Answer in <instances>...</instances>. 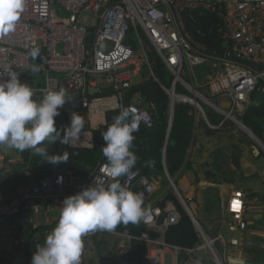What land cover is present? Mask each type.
<instances>
[{
	"label": "built area",
	"instance_id": "built-area-1",
	"mask_svg": "<svg viewBox=\"0 0 264 264\" xmlns=\"http://www.w3.org/2000/svg\"><path fill=\"white\" fill-rule=\"evenodd\" d=\"M196 11L217 17L223 52H209L189 31L185 13L188 20H193ZM89 30H93V37L88 44ZM130 33L136 49L125 43ZM143 35L173 76L171 88L166 90L170 109L171 101L174 106L190 105L195 125L202 121L210 130L222 133L239 129L264 153V141L241 121L250 107L259 106L260 97L264 99V0H24L16 30L0 34V66L11 65L21 82L34 90V100L38 95L37 102L45 90L66 88L72 100L59 109L60 115L55 119L64 115L67 118L73 112L80 115L85 110L81 136L73 146H67L74 150L91 148L89 137L104 117L103 108L118 110L120 114L134 107L141 117L140 124L147 129L153 126L152 115L140 99L124 102V94L141 70L142 61L136 54L147 61ZM225 42L228 49L224 48ZM34 49L44 51L42 63H36L30 55ZM34 66L39 67V72L32 71ZM199 69L205 71L200 78ZM22 73L28 74L27 80L22 79ZM6 78V74L0 76V80ZM177 85L189 95L176 93ZM90 88L101 93L112 88L114 93L91 96ZM208 113L220 120L212 124ZM10 152L8 155L0 150V175L11 172L12 166L20 161L18 154ZM104 165H98L85 181L70 171L55 170L40 185L17 186L12 198L0 202V217L8 220L29 213L48 215L50 202H62L91 184L106 187L114 179L140 193L144 205L155 195L160 178L146 177L138 171L112 178L102 170ZM23 174L29 176L27 170ZM59 176L63 182L58 184ZM245 207V193L234 190L225 211L232 220L241 221ZM179 221L180 215L171 205L151 208L141 220L144 231L137 238L127 236L118 245V253L125 254L128 250L125 243L137 239L147 245L148 264H166L167 254L171 255L172 264H202L196 256L199 252L209 254L215 264H227L215 249L218 239L208 237L198 223L195 229L200 243L192 249L166 243V230ZM150 232L159 235L158 239H152ZM49 233L48 230L33 233L31 241L39 244ZM11 257V253L6 255L0 249V264H9ZM19 264L31 262L21 260Z\"/></svg>",
	"mask_w": 264,
	"mask_h": 264
},
{
	"label": "trees",
	"instance_id": "trees-1",
	"mask_svg": "<svg viewBox=\"0 0 264 264\" xmlns=\"http://www.w3.org/2000/svg\"><path fill=\"white\" fill-rule=\"evenodd\" d=\"M199 13L197 11L193 13V20H188V14L185 13L184 17L187 20L189 31L197 41L207 46L209 52L212 50L218 53L223 52L222 44L218 37L219 22L217 17L211 13H203L202 15ZM132 35V33L129 34L125 43L136 49L137 46L132 40ZM92 37L93 30H89L88 44L91 43ZM143 40L147 61L140 54H136V57L142 61L141 70L131 88L124 94V102L128 104L140 99L143 106H149V112L153 118V126L147 129L139 123V130L134 133L135 140L132 151L137 155L138 161L132 171H138L146 177L161 179V187L157 192V195L161 194V201H157L158 206L163 209L166 202H169L180 215L179 223L170 226L166 230L164 240L170 245L192 249L200 243V239L194 224L171 188L167 176L176 186L181 172L186 167L187 151L194 137V117L191 114L193 107L187 104H175L172 125L168 134L170 98L166 90L171 88L173 76L144 35ZM204 72L199 69L197 72L198 77L200 78ZM175 91L176 93L189 95L181 85H177ZM113 93L114 90L112 88L103 89L99 96H109ZM85 112V110L82 111L83 114ZM117 115H119L118 110H111L105 113V124L91 132V148L74 150L67 145L60 144L59 141L54 144L45 142L42 145L48 149L50 155H62L67 151L69 154L67 163L52 165L44 162L41 157L33 155L31 150L21 152L23 161L13 165L11 172L0 175V202H5L2 197L12 198L17 186L40 185L45 178L52 175L53 169L63 172L70 171L85 181L98 165L107 164V160L101 152V147L104 144L102 133L107 130V127ZM208 117L212 124H216L220 120V117L215 114L208 113ZM241 121L259 140L264 141L263 102H260L259 106L250 107ZM200 125L204 134L208 137H218L222 133L221 131L210 130L202 121ZM64 126H67L66 115L56 120L58 130H62ZM218 139L220 138L218 137ZM231 156L235 165H238V156L233 152ZM260 156L261 153L258 157ZM149 160L154 162L152 166H146L145 162ZM21 169H26L29 172V176H22L19 173ZM185 204L188 208H191L192 201H185ZM4 220V218L0 217V224H3ZM115 231L126 232L129 236L137 238L144 231V225L142 222L138 224L129 223L127 225L120 224ZM150 236L152 239H156L159 235L150 232ZM146 248L147 245L145 243L133 239L130 242L129 249L122 255L121 259L127 264H148ZM29 254L30 249L28 248L24 254L25 258H28ZM262 259L264 260V255L256 258L259 262Z\"/></svg>",
	"mask_w": 264,
	"mask_h": 264
},
{
	"label": "clouds",
	"instance_id": "clouds-1",
	"mask_svg": "<svg viewBox=\"0 0 264 264\" xmlns=\"http://www.w3.org/2000/svg\"><path fill=\"white\" fill-rule=\"evenodd\" d=\"M23 9L24 0H0V34L16 30ZM30 55L35 57L37 50H32ZM32 71L39 72V67L34 66ZM4 74L7 78L0 80V147L19 152L31 150L33 155L52 165L67 163V151L50 155L42 146L45 142L57 141L73 146L81 136L85 121L76 112L71 113L69 125L62 130L56 127L59 109L72 100L66 88L45 90L37 102L33 99L34 90L21 82L19 73L11 65L0 66V76ZM140 120L137 109L130 106L115 116L102 133L101 152L107 160L102 170L110 177L128 176L136 166L138 157L132 149ZM145 163L152 166L154 162ZM62 182L63 177H57V183ZM149 212L142 195L123 186L118 179L106 187L91 184L62 201L59 220L43 246L37 247L31 264H81L83 237L89 232H112L120 224H138Z\"/></svg>",
	"mask_w": 264,
	"mask_h": 264
},
{
	"label": "crops",
	"instance_id": "crops-1",
	"mask_svg": "<svg viewBox=\"0 0 264 264\" xmlns=\"http://www.w3.org/2000/svg\"><path fill=\"white\" fill-rule=\"evenodd\" d=\"M102 112L104 117L103 119L100 118L101 121L98 123V127L105 124L106 108H103ZM83 115L84 114L81 112L80 116L83 117ZM70 116L71 115H68L67 117V125L68 121L70 122ZM193 132L194 137L187 151L186 167L181 172L176 186H174L175 189L171 188L182 205L183 203L181 199L184 202L192 201L191 208H188L189 211L208 237L218 239L215 243V249L224 257L227 264H264L263 259L260 260V262L256 260L258 256L264 255L263 199L247 188H235V185H240L239 181L241 174L239 171L248 172V168H250L249 164L251 161L248 159V151L243 150L248 148L249 154L252 158L258 157L260 153L259 155H256L252 150L253 145L251 144L243 148L238 147L236 141L228 143V140H226V143H223V139H218L220 135L218 137H208L204 134L200 123L198 125L194 124ZM89 138L91 142L92 134H90ZM226 144H229V146ZM227 147L230 148L231 155L233 152L238 156V165H235L231 155L228 160L224 161L222 154ZM0 150L8 155H10V151H13L16 155L18 154L20 156V161L18 163L23 161L22 153L17 150H10L4 147H0ZM240 153L243 155L242 157ZM243 159L245 160L244 165L241 163ZM227 164L229 169H225ZM24 170L26 169H21L19 173L26 177L23 174ZM55 170L56 169H53L52 173ZM263 172L264 170L261 171L260 175L264 177ZM167 179L170 181L168 176ZM160 181L161 179L159 180L157 191L153 196L154 198L149 200L145 205L149 209L158 206L157 201H161V194L157 195V192L161 187ZM234 190H242L246 195L245 213L241 221L232 220L225 211L227 202ZM2 198L6 199L5 197ZM49 204L51 212L48 215L35 216L29 213L27 214L28 217L26 220H24V217L8 220L5 219L4 223L0 224V249L6 255L9 253L13 255L9 264L18 254H21L20 248L22 247L26 236L29 237V244L25 252L29 248L30 254L28 258H25L24 252L22 260H28L31 262L37 247L43 246L45 237L41 238L39 244H34L31 241V236L33 233L45 230L51 232L56 226L59 220V212L62 202L56 204L50 202ZM169 205L173 206L171 203L166 202L165 207ZM254 207L261 209H258V212L261 211L258 219H254ZM223 211L225 215H223ZM206 229H208L209 232H207ZM127 236L129 235L126 232L115 230L112 232H89L83 237V252H96L101 264H127L121 259L122 255L118 253V245L121 242L126 241ZM4 238L8 239V248L6 250V244L2 241ZM125 245H127L129 249L130 243H125ZM196 256L200 258L202 264L213 262L210 255L206 252H199ZM165 261L172 264L170 254L165 256ZM81 264H85L83 253L81 256Z\"/></svg>",
	"mask_w": 264,
	"mask_h": 264
},
{
	"label": "rangeland",
	"instance_id": "rangeland-1",
	"mask_svg": "<svg viewBox=\"0 0 264 264\" xmlns=\"http://www.w3.org/2000/svg\"><path fill=\"white\" fill-rule=\"evenodd\" d=\"M35 100H38V95H36ZM234 130L229 133H220L219 135V140L223 139V143H226V140H228L227 142H237L238 147H247L249 144L253 145L254 143L252 142V140L247 136V134L239 129L233 128ZM222 142V141H220ZM227 146H229V144H226ZM247 150V154H248V159L251 161L250 168H248V172L246 171H239V173L241 174V178H240V185H235V188L238 189L239 187H244L247 188L248 190H250L251 192H255L259 197H261L263 199V204H264V177L260 175L261 171L264 170V153L260 150L261 156L260 157H255L252 158V156L249 154V149H244L243 151ZM223 158L224 161L229 159V156L231 155V151L230 148L227 147L226 149H224L223 151ZM241 155V153H240ZM243 155H241L242 157ZM245 160H242V165L245 164L244 162ZM225 169H229V166L227 164V167ZM252 169V170H251ZM251 170V171H250ZM229 171V170H227ZM255 209V213H253L254 219H258L259 215L261 214V211L258 212V209L261 210L260 208L257 209V207H254ZM207 232H209L208 229H206ZM6 246H5V250L8 248V239L4 238L2 240ZM84 255V261L85 264H101L98 255L96 254V252L90 253L89 251H84L83 252ZM168 259V258H167ZM167 264H169V262L166 261ZM207 264H214V262L211 263H207Z\"/></svg>",
	"mask_w": 264,
	"mask_h": 264
},
{
	"label": "water",
	"instance_id": "water-1",
	"mask_svg": "<svg viewBox=\"0 0 264 264\" xmlns=\"http://www.w3.org/2000/svg\"><path fill=\"white\" fill-rule=\"evenodd\" d=\"M228 47H229V46H228V43L225 42V43H224V48H225V49H228ZM43 59H44V51H43L42 49H37V55H36L35 57H33V60H34L36 63L39 64V63H42V62H43ZM22 79H23V80H27V79H28V74H27V73H22ZM88 93H89L91 96H93V95H95V94H100L101 91H100V90H97V89H92V88H90V89L88 90ZM259 99H260L261 102L264 103V99H263V98L260 97ZM223 104H224V103H222V106H225V104H224V105H223ZM145 109L149 111V110H150V107L146 105V106H145ZM173 111H174V104H173L172 101H171V109H170V119H169V126H168V134H169V131H170V128H171V125H172ZM252 150H253L254 153H256V155H259L260 150H259V148H258L256 142H254V144H253V146H252ZM263 174H264V172H263ZM169 182H170L171 187H172L173 189H175V187H174L172 181L170 180ZM180 199H181V198H180ZM181 201H182V203H183V205H184V207H185V209H186V212L188 213L189 217L191 218L193 224H196L197 221H196V220L194 219V217L192 216V214H191V212L189 211L187 205L185 204V202H184L182 199H181ZM223 215H225L224 211H223ZM21 217H24V220H26L28 216H27V214H24L23 216H20V217H18V218H21ZM28 244H29V237L26 236L25 239H24V242H23V244H22V247L20 248V252H21V254H18V255L16 256V258H15L10 264H19V263L21 262L22 257H23V253L25 252V250H26Z\"/></svg>",
	"mask_w": 264,
	"mask_h": 264
}]
</instances>
